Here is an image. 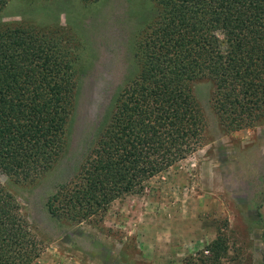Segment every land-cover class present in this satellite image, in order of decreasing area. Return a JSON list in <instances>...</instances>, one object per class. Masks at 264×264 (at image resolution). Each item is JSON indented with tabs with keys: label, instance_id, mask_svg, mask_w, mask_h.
<instances>
[{
	"label": "trees",
	"instance_id": "1",
	"mask_svg": "<svg viewBox=\"0 0 264 264\" xmlns=\"http://www.w3.org/2000/svg\"><path fill=\"white\" fill-rule=\"evenodd\" d=\"M153 1L136 14L130 71L81 169L48 199L57 219L80 223L143 192L205 144L213 119L228 133L264 125V0ZM77 57L65 33L0 27L1 171L34 182L55 167L76 107ZM43 248L0 182V264H34Z\"/></svg>",
	"mask_w": 264,
	"mask_h": 264
},
{
	"label": "rangeland",
	"instance_id": "2",
	"mask_svg": "<svg viewBox=\"0 0 264 264\" xmlns=\"http://www.w3.org/2000/svg\"><path fill=\"white\" fill-rule=\"evenodd\" d=\"M153 0H10L0 27L65 33L79 72L68 147L34 182L0 170L43 243L34 264H264V125L224 132L214 119L207 140L141 193L117 198L77 223L48 210L50 196L74 181L96 128L130 71L133 31Z\"/></svg>",
	"mask_w": 264,
	"mask_h": 264
}]
</instances>
